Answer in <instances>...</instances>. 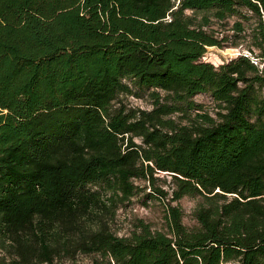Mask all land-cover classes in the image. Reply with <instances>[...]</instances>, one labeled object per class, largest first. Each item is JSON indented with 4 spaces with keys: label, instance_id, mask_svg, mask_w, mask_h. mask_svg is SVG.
Wrapping results in <instances>:
<instances>
[{
    "label": "trees",
    "instance_id": "16d2710c",
    "mask_svg": "<svg viewBox=\"0 0 264 264\" xmlns=\"http://www.w3.org/2000/svg\"><path fill=\"white\" fill-rule=\"evenodd\" d=\"M233 15L259 51L202 59ZM263 21L264 0H0V264H264ZM159 172L194 221L165 202L166 229L117 234Z\"/></svg>",
    "mask_w": 264,
    "mask_h": 264
},
{
    "label": "rangeland",
    "instance_id": "374dc122",
    "mask_svg": "<svg viewBox=\"0 0 264 264\" xmlns=\"http://www.w3.org/2000/svg\"><path fill=\"white\" fill-rule=\"evenodd\" d=\"M240 18L242 20L243 29L236 30L233 28L235 19ZM210 28L219 36L223 37L221 45H208L206 51L201 56L204 60H209L214 64H219L223 61L230 59L240 53L255 54L259 50L254 45L255 27L257 26V20L253 16L247 18H241L238 15L230 16L225 20H217L214 17L211 18ZM264 29V21H263ZM250 49L252 51H250ZM260 66L264 68V61L259 62ZM128 104L138 105L141 107L150 106L146 98H137L134 96H128ZM194 99L198 102H202L205 107L212 109L214 104L211 95L208 92H200L194 96ZM160 179L156 180V184L161 185L167 194L163 197H157L155 195H149L147 192L151 189L146 186L138 190L129 201H125L119 204L116 215L111 222V228L117 234H126L131 230L139 219H143L148 222L152 228L166 229L165 224V202H171L172 204H178L183 212V221L187 224H191L194 221L192 211L196 205L198 199L192 196H182L179 199H171V178L170 175L164 172H159ZM143 184V181H142Z\"/></svg>",
    "mask_w": 264,
    "mask_h": 264
}]
</instances>
